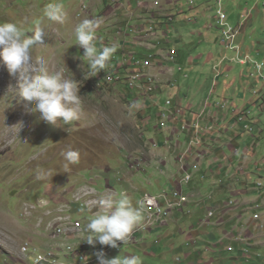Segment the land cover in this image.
<instances>
[{"label":"rangeland","instance_id":"1","mask_svg":"<svg viewBox=\"0 0 264 264\" xmlns=\"http://www.w3.org/2000/svg\"><path fill=\"white\" fill-rule=\"evenodd\" d=\"M83 1L92 2L84 14L89 16L93 11L94 18L102 21L97 31V47L114 45L117 48L108 69L101 70L96 76L87 79H85V73H87L88 65L79 59L84 49L75 44V35L72 34L73 26L75 32L76 26L87 19L85 15L82 17L77 15ZM104 1L0 0V22H14L22 26L29 35L37 24L44 28V42L33 47L32 55L43 57L50 71L63 69L67 78H75L79 81L84 108V115L80 121L61 127L49 124L42 119L41 113L35 110V102L21 101L17 98L15 87L17 77L11 76L6 66L0 64V264H34L33 257L36 250L50 245L55 249V244L67 242L61 237L54 239L52 227H55L57 222L59 208L73 200L76 188L72 189L71 185L76 181L78 186L80 182L92 179L96 180L95 183H99V186H104L107 179L118 187L124 185L125 188H131L135 184L142 189L131 190V195H128L132 199L133 206H138V202L144 199L142 193L150 192V195L156 198L155 203L150 205L153 211L156 208L155 205L159 203V198L171 191V186H167L168 179H166L168 169L162 173L160 170H163L164 166L158 160L163 159L170 152L174 156H169L167 160L174 164L171 169H177L180 166L178 162L182 154L188 157L186 164H191V158L204 154L205 150H209L210 154L206 158H210L217 152L226 151L229 155L227 145L220 146L214 141V116L207 115V121L203 118L210 112L209 106L211 110L217 112L225 108L222 112L225 111L230 120L235 118L233 126L236 128L242 126L239 134L244 137L241 138L242 142L240 140L243 153L245 149L250 150L251 147V142L245 140H252L254 135L257 136L255 153L258 154V160L263 161L264 135L260 137L257 133L264 130V109H261L264 101V81L256 67L257 64L247 57L250 53L253 57L264 60V0L222 1L221 7L227 12L228 22L238 30V34L234 42L236 46H227L231 43L227 42L224 45L221 44L222 46L219 45L217 49L215 46H210L215 45L216 40L218 42L223 36L216 27L214 15L220 5L215 4V0H195L196 5L193 7L195 9L187 7L188 0L181 2L186 7H181L176 0H164L160 5H155L153 2L155 0H143L144 3H139V6L160 8L161 13L158 12V15L162 17L175 16V20L168 23L170 29L162 27L163 25L159 26L162 27L158 30L160 35L170 33L173 45H178V39H180L179 46L183 47L184 52H190L192 59H198L199 54L209 52L215 53L216 59L212 60L213 63L208 67L198 66L195 69L190 62H180L183 53L177 56L175 63H165L155 71L151 72L150 68L145 66L142 71L143 77L135 81L136 87L132 92L126 86V79L130 72H137L140 67L136 65L131 51L134 49L135 52H145V49L133 41V29L136 26H148L151 22H167L168 19H153L150 11L138 7V0H124L128 12L121 14L118 11L114 13L112 11L116 8L122 10V2H111L110 5H106ZM49 2L63 4L68 15L65 24L59 26L58 23L49 21L43 16V9ZM256 5L258 8L253 9ZM182 9H184L183 12ZM247 21L249 24L244 30V24ZM171 29L172 32H170ZM244 35L246 40L243 41ZM165 57H169V52ZM244 59H247L246 62H243ZM153 74L157 80V83L153 85L157 87V90L146 94L147 87L144 89L141 87L151 85V78L148 76L152 77ZM117 76H122L123 79L120 80ZM231 82H234V86L227 87V91L224 92L225 85ZM224 95L226 96L223 98ZM167 98H172L173 104L180 103L184 107L179 118L182 122L179 128L181 136L179 140L184 146L181 152H178L179 149L173 150L172 146H166V144L162 146L163 142L157 141L164 138V133L159 131L162 122L157 116L160 115L164 100ZM222 103L227 104L224 107ZM194 105L198 106L196 110ZM182 115H184L183 119ZM258 120L260 121L257 122ZM191 124L192 128L189 129ZM184 125L188 128L186 129ZM188 132L191 139H194L192 148L186 144ZM231 136H233L232 131L224 134L220 144L228 143ZM68 149L78 150L81 157L78 165L69 166L70 172L64 171L66 161L62 155ZM160 152L163 154L161 155ZM136 161H139V169H133L134 173H132L129 170L130 165ZM254 161L256 159L252 158L249 168H255ZM104 167L113 171H104ZM37 169L48 175L43 179H37ZM216 173L213 169L203 168V182L208 179V174ZM217 174L221 175L222 172ZM119 177L123 179L120 181ZM133 178L134 180L130 182L129 180ZM224 184L222 176L217 180L204 182L201 188L198 187L199 200L189 195V203L199 204L200 201H205L214 192L212 189H219L216 192L219 193L224 189ZM250 185L254 191L259 192L258 195L262 194L264 176L251 182ZM109 192L116 194L115 190ZM213 199L215 200V197ZM250 201L239 199V204L242 202L244 207L246 205L249 207L255 202ZM27 204L38 205V207L28 211ZM212 204V199H209L202 208L197 209L200 218L197 220L198 215H194L191 219L202 222L201 218L205 217L207 208ZM69 207H71L73 218L84 222L83 234L87 235L86 225L89 217L97 210H83L79 204L72 206L71 203ZM183 211L184 208L181 207L170 209L168 215L170 225L162 227L161 236L153 235L152 240L150 235H145L146 240L149 241L148 245L151 246L157 239L160 241L159 245L161 242L165 245L163 248L156 249L155 245V247L151 246L153 250L144 249L145 244L140 242L137 235L134 236L133 243L137 247L149 255L156 254L146 259L141 252L142 264H176L177 253H183V249L176 250L175 247L184 241L180 235L169 239L167 236L169 229L174 230L178 227L177 223L183 222L184 228L181 233L187 234L191 230L189 224L185 225L186 222L184 223L185 220L182 218V215L186 216L185 213L180 214ZM239 216L240 214L235 210L219 214L214 219L218 225L202 228L207 235V241L227 239L229 235L223 236L222 232L231 229L230 222L234 223L232 227L240 224ZM249 228L254 233L251 242L263 253L262 263L264 264V229H255L250 221ZM239 232H241L240 229L237 233ZM61 235L68 237L65 232ZM80 239L81 235L70 233L68 242L72 244ZM226 243L229 241L226 240ZM27 244L31 245L28 254L30 258L23 254V248ZM170 244L173 247L171 250ZM135 245H125L122 252L106 253L105 256L124 257L133 250H137ZM80 247H83L82 242ZM212 256L215 255H201L204 260L202 264L206 262L209 264L207 257ZM66 260L70 261L71 258ZM214 260L215 264H244V259L233 260L230 254L226 253L215 257ZM46 264H52V262Z\"/></svg>","mask_w":264,"mask_h":264},{"label":"clouds","instance_id":"2","mask_svg":"<svg viewBox=\"0 0 264 264\" xmlns=\"http://www.w3.org/2000/svg\"><path fill=\"white\" fill-rule=\"evenodd\" d=\"M193 1L194 5L190 4V0L187 1V7H189L190 9H195L193 7L196 5V1ZM111 2H122L123 5L122 10L121 8H116L112 11V13H114L115 11L120 12V14L123 12H128V9L124 5V0H105L104 4L110 5ZM181 2L182 0H180L179 2L181 7H186V5L182 4ZM91 3L92 2L88 1L81 2L80 8L77 11L78 17H82L83 15H85L84 13L88 11ZM137 3L139 8L150 11L153 19L158 20L160 18H165L168 19V21H163L160 23L151 22L150 25L153 24L156 26V28L155 34L151 35L149 38L144 37L142 29L144 28V32H146L148 31V27L150 25L134 27L132 33L133 41L136 42L137 45L145 49V52H135V50L132 49L131 53L134 56V61L138 57L144 58L152 54L153 68L150 69L151 72L155 71L156 68L165 63H175L176 60L171 61L167 58L165 59V55L175 47L179 55V44L181 43L178 42V45H173L170 33H164V35H160V32L158 31L164 26L170 29V25H168V23H172L175 20V16L169 15L168 17H162L158 15V12L160 11L157 8H147L145 6H139V3H144L143 0H138ZM215 4H218V0H215ZM183 10L184 9H182V12ZM43 16L49 21L58 23L59 26L65 24L68 19V15L63 4L59 2H49L48 4H46L43 9ZM86 17L87 19L82 20L76 26L75 32L73 26L72 32V34L75 35V44L84 49V51H82L83 54L81 53L82 56H80L79 59H81L84 63L86 62L88 65L87 73H85V79L96 76L101 72V70L106 71L109 67L113 55L117 51V48L114 45L101 46L99 48L97 47V31L101 27L102 21L98 18H94L93 11L89 16ZM214 18L217 24L216 27L221 32V29L219 28L217 23V12L216 15H214ZM161 25L163 26L159 27ZM212 26L215 27L214 25ZM106 31L108 30L106 29ZM170 32H172V29ZM31 33V35L26 34L24 28L14 22H0V64L6 66L7 71L11 76L17 77V85L15 86L17 89V98H19V100L21 101L35 102V110H38L41 113V117L43 120L53 126L61 127L62 125H71L74 121H80L84 115V108L81 100V85L79 81H77L75 78H67L63 69L50 71L49 67L47 66V62L43 57H33L32 49L35 45L42 44L44 42L45 31L43 27L37 24L32 28ZM221 39L222 38H219V40ZM136 40L139 41L137 42ZM219 43L220 45L222 44L221 42ZM250 56L253 57L252 55ZM253 58L264 62V60H261L259 58ZM117 78L120 80L123 79L122 76H117ZM154 83H157V80ZM126 86L128 87L127 82ZM152 86L154 87V91H156V86ZM128 89L131 92L135 90H132L129 87ZM175 105L176 104H173V109L176 115L180 118L181 113H179V111H176ZM149 106L151 107L150 103ZM157 118L160 120V115L157 116ZM178 121H180V119L176 121H168L169 126L164 128L160 126V133L167 132L171 128V124ZM173 128L174 127H172V129ZM157 141H162V146H165V144L166 146H172L170 138L167 143L165 138H163V140L158 139ZM62 155L66 161L64 165V171L66 172H70V165H78L81 161L80 153L78 150L68 149L64 151ZM130 159L132 160V158ZM133 163L134 164L130 165L129 169L132 173H134L133 169H139L140 165L139 161ZM199 164L201 165V162H199ZM178 165L180 164L178 163ZM118 169L119 168L117 167V170ZM105 170H107V172L113 171L104 167V171ZM180 171L184 174L181 181L185 183V171H183L181 168ZM196 172L201 173L202 167L200 168V170L195 171L194 174ZM47 175L48 173L37 169V179H43ZM261 176L263 177L264 175L261 174ZM122 179L123 178L119 177L120 181ZM93 180L94 179H92L91 181L80 182L81 184L79 186L76 185V183H78L76 181L75 184L71 185L72 189L76 188V191L73 195V200L66 203V205H62L59 208L60 213L58 214L57 222L55 223V227H52V231H54L52 237L56 240L58 239V237H61L63 239H66L67 242L65 244H55V249L51 245L44 247V249L39 248V250H36L34 253V264L49 263H40L36 260L38 254L46 253L49 250H55L58 253V256L60 258V262L58 264H141V257L139 258L138 256L126 255L124 257L117 256L108 258L105 255L106 253L122 252V248L125 245H135L133 243V238L136 235V237L140 239V242H143L145 244L144 249H152L151 246L155 247V245L160 246L158 245L160 241H158L157 239L152 243L151 246L148 245L149 241L146 240L145 233H154L156 229L160 227L162 228L163 226H168L169 218L166 215L163 216L160 221L155 222L153 220L149 221L147 219L148 215L151 213H156L159 207L163 209L168 208L167 201L163 198V195L168 194L169 197H172V189L174 188L182 187L183 194L189 196L184 190L183 183H180L177 186L171 187L170 193H164L159 198V203L155 205V210L152 211L150 209V205L155 203L156 198L151 196L150 192L143 193L144 199L140 201V203L138 202V206H133L131 201L132 199L128 197V195H130L129 192L133 190L132 187L125 188L124 185H122V188L120 189V187L115 185L117 189H114L110 185V188H108V183L111 182L109 179H107L106 183L103 184L104 186H99V183H95L96 180ZM193 180L191 181V183L193 182ZM111 190H115L116 194L110 193L109 191ZM120 191L122 193L119 194ZM221 192H223V190H220L219 193ZM262 192H264V190ZM219 193L213 192L205 199V201H200L199 204H195L198 208H202L206 204V202H209V199H212L213 201L212 206L207 208V214L205 215V217L201 218L203 221L197 222V224L192 227L191 236L186 238L187 234H185V232L181 234V236L185 238V241L183 243H179V248L183 249L184 254V250L186 248L185 245L187 242H190L192 244V254H184L186 257H177L175 263L184 264L191 258V255L197 253L199 256H204V254L215 255L210 258L207 257V260L208 262H210V264H215L216 261L214 260V258L226 253L230 254L233 257V260L244 259V264H250L251 261L257 264H263V253L257 250L255 248V244L251 242V237L254 236V233L249 228L250 221L255 229H264V215L263 211H260L262 210L263 204L260 201H255L251 206L244 207V203L241 202L239 204L237 195L231 194L230 196H227L226 199H218L217 194ZM197 195L198 194L194 196L197 197ZM214 197L215 200L213 199ZM161 199L163 201H161ZM218 202L223 203L217 205ZM70 203L72 206L79 204L83 210H97L94 213L89 210V212H91L93 215L89 217V222L86 225L87 235L83 234V229H85L84 222L79 219L73 218L71 207H69ZM189 205L190 203L188 200V202L184 203L181 206V208H184V211L180 212V214L185 213V215H187L186 212H189V210L187 209ZM36 206L38 207V205ZM36 206L27 204V209L28 211H32V209L36 208ZM229 210H235L240 214L238 220L241 221V223L235 227H232L234 223H229L231 229L222 232L223 236L229 235L227 239L215 242L207 241V235L204 233V231H201V229L206 226H210L209 228H211L215 225H218V222H215L214 219L219 214H223L225 211ZM256 214H259L260 218H256ZM247 215H249V217ZM67 216L70 217L71 222L80 221L83 225L81 231L78 232H70L69 230L64 231L68 234V237L62 236V233H59L58 231V225L60 223L67 222L64 220V217ZM245 223L247 224L245 225ZM62 227L68 228V225ZM238 229H240L241 232L237 233ZM249 231H251L250 234ZM158 232H156L154 235H159L160 233ZM70 233L81 235V239L76 243L70 244L68 242ZM151 239L153 240V236L151 237ZM226 240H228L229 243H226ZM81 242H84V247H77V249L80 254H83L86 257L85 261H82L78 256H70L67 252V248L69 245L79 246ZM28 246V251L26 252L23 248V254L30 258V255L28 254L30 252L31 245L28 244ZM143 255L147 259L150 256H155L156 254L149 255L144 252ZM69 257L71 258V260H66ZM203 261L204 260H202L200 264H202Z\"/></svg>","mask_w":264,"mask_h":264},{"label":"crops","instance_id":"3","mask_svg":"<svg viewBox=\"0 0 264 264\" xmlns=\"http://www.w3.org/2000/svg\"><path fill=\"white\" fill-rule=\"evenodd\" d=\"M153 2L155 5H158V0H155ZM160 3H161V1L159 0V5H160ZM257 8H258L257 5L255 7H253V9H257ZM242 16H243V14H242ZM248 24H249V21H247V23L244 24V30L247 29ZM245 36L246 35H244L243 41L246 40ZM216 42H217V40H216ZM216 42H215V45H210V46L211 47L215 46L217 49L219 47L220 43H218L219 40L217 43ZM182 48L179 46V55L178 56H180V54L184 53L183 57L180 59V62H185V61L190 62L195 69L198 66L202 67V68L208 67L209 65H211L213 63L212 60L216 59V55L213 52H209L208 54L201 53L197 56L198 59H192V56H191L192 54L190 52H184ZM218 64H216V65H218ZM234 82L226 84L224 92H226L227 87H230L231 85H232L231 86V88H232L234 86ZM225 96L226 95H224L223 98ZM175 106H176V111L177 112L179 111V113L182 114L184 107L180 103H177ZM197 107L198 106L194 105L195 110L197 109ZM261 109H264V101L262 103ZM208 110L210 112L206 113V115L203 118L205 121H207L206 120L207 115H210V117L214 116L213 121H215V134H214L215 135V138H214L215 143L220 145V146L227 145L230 153L228 155L226 151L225 152H217L216 154L212 155L210 158H206L210 154L208 153L209 150H205L204 154L195 155L193 158H191L192 163L194 161L201 162L202 172H203V168L213 169L217 173L222 172L221 175L217 174V173L215 175L208 174L207 175L208 179L204 181V182L214 181V180H217V178H219L220 176H222L224 178L225 187L223 189V192L217 194L218 199H226L227 196H230L231 194H235L238 196L237 197L238 199H245L247 201L251 200L250 202L260 201L264 206V192H262V194L260 196H258L259 192L254 191L250 185L251 182L257 181L258 178L261 177V174H264V157L262 158V160H263L262 162L259 161L258 160V158H259L258 154L255 153V148H254V146L257 144V136L254 135L252 140L251 139L245 140V141L251 142V147H250V150L245 149V153H243L242 148H241V142H242L241 138H244V137L241 134H239V131L242 130V126L240 128H236L233 126L234 125L233 122H234L235 118L230 120L229 115L225 111L222 112V110H225V108H222L220 110V112H217V111L211 110L210 106H209ZM189 113H191V112L189 111ZM236 115H237V113H236ZM183 117H184V115L181 116L182 119H183ZM259 121L260 120H258L257 122H259ZM208 122H210V119H208ZM181 124H182L181 120L178 122H173L171 124V128L167 132H164V138L165 139L171 138V144H172L173 150L179 149L180 151L178 150V152H181L184 149L183 143L180 141L181 136L179 135L180 134L179 128H180ZM172 127H174V129H172ZM229 131L233 132V136L230 137V141L226 144H224V143L220 144L221 143V140H220L221 137L224 134L228 133ZM257 135L262 137L264 135V130L257 133ZM187 136H188V138H187L186 144L190 148V143H191L192 139L190 137L189 132L187 133ZM238 137H240V138H238ZM179 138H180V140H179ZM240 140H241V142H240ZM185 150H188V149H185ZM160 154L162 155L163 152H160ZM169 156L173 157L174 154H171L169 152V155H167L163 158L164 161H163V159H161V160H158V162H161L162 163L161 165L164 166V169L160 170L162 173H165V170L168 169L166 172V179H168V185L167 186L170 185L171 187H174V186L179 185L180 183H183L181 180H182L184 174H183V172L180 171V167L177 169H171V168H173L174 164L167 160V158ZM252 158L256 159V161H254V162H256V164H254V166H255L254 169L249 168V164H250ZM176 160L178 162V159H176ZM213 162H215V164H213ZM257 164H258V166H257ZM202 172L201 173L196 172L194 174V180L191 184L183 183L184 190H185L186 194L194 196L200 192V189H198V187L201 188V185L204 183L202 180V176H201ZM254 176H259V177L255 178ZM133 180H134V178L129 180V181L131 182ZM110 185L114 189H117L115 187V185L110 184V182L108 183L107 187L110 188ZM121 188H122V185L120 186V189ZM132 188H133V190H138L140 187L133 184ZM141 189L142 188H140V190ZM220 189H222V188H220ZM212 190L214 192H217L219 189H212ZM129 194L131 195V191L129 192ZM142 195H143V193H142ZM222 203L223 202H218L217 205L222 204ZM263 206H262V210H264ZM187 209L189 210L190 213L186 212L187 213L186 216L182 215V218L185 220L184 223L186 222L185 225L189 224L188 226H190V228H191V230H189V232L187 233L186 238L191 236L192 227L197 224V222H198L197 220L200 218V215H199L200 213L199 214L197 213V209H199V208L195 204L191 203ZM194 215H196V216L198 215L196 221L194 219H191V217H193ZM263 215H264V211H263ZM182 223L183 222L177 223L178 227L174 230L169 229L170 233L168 232V236H167L168 239L169 238H175L179 235L181 236V234H182L181 231L184 228ZM169 225L170 224L168 223V226ZM160 228L156 229L154 233H145V234H148L152 237L156 232H158L160 230L158 233H160L159 235L161 236L163 229L162 228L160 229ZM177 230L178 231L180 230L179 233L176 232ZM201 231H205V230L201 229ZM202 237H205V236H202ZM181 238H183V237L181 236ZM183 241H185V238H183ZM164 246L165 245H162V242H161V245L156 246V249H158L160 247L163 248ZM136 248H138V249L136 251L133 250L134 253H132V254L128 253L127 255L138 256L139 258L141 257V259H142V256L140 255V253L143 252V254H144L145 251H142L140 247L136 246ZM172 248L173 247H171V244H170V250ZM175 249L176 250L181 249V248H179V244L175 247ZM230 258H233V257L230 255ZM201 262H202L201 256H199L197 253H195V254L191 255V258L188 261H186V263H184V264H200Z\"/></svg>","mask_w":264,"mask_h":264},{"label":"built area","instance_id":"4","mask_svg":"<svg viewBox=\"0 0 264 264\" xmlns=\"http://www.w3.org/2000/svg\"><path fill=\"white\" fill-rule=\"evenodd\" d=\"M117 1V0H114ZM176 2H180V0H176ZM177 3V4H178ZM190 4L194 5V1L190 0ZM218 4L220 5V7L217 10V23L219 28L221 29L222 32V39H221V43L222 45L226 44L227 42H231L229 44H227V46L230 47H234L236 45H234L235 39L237 37L238 34V30L236 28H234L233 26H231L228 22L227 19V12L221 7L222 4V0H218ZM158 5H159V0H158ZM160 9V8H159ZM243 17H246L243 14ZM155 28L156 26L151 24L148 27V31L144 32V28L142 29L143 33H144V37L145 38H149L151 35L155 34ZM178 55V51L175 48H172L169 51V57H165V59L167 58L168 60L171 61H175L176 60V56ZM249 58L251 61H254V64H257L256 67L258 69V71L261 73L263 81H264V62L263 61H259L254 59L253 57H251L250 55L247 57ZM247 59H244L243 62H246ZM135 63L137 66L140 67V69L137 72H130L129 77L126 79L127 85L130 89H135L136 84L135 81H138L139 78L143 77V69L145 66H148L150 69L152 68L153 65V58H152V54L150 55L149 58L146 57H138L135 60ZM150 73V71H148ZM152 77H150V75L148 76L149 78H151V85H143V87H141V89H145V93L149 94L152 91H154V87L152 86L153 83L156 81V76L153 74L151 75ZM157 89V87H156ZM220 104V103H218ZM227 103H222V105L225 107ZM176 121L179 120V117L176 115L174 109H173V100L172 98H167L165 100V104L162 107V110L160 112V121L161 123V127H167L168 125V121ZM185 128L187 129L188 126L184 125ZM247 126V125H246ZM192 128V124L189 125V129ZM174 129V128H173ZM198 129H199V124H198ZM166 143L169 141V138H166ZM194 142V139L191 140L190 146L192 148V143ZM191 150V149H190ZM187 156H185V154H182V156L180 157L179 160V164H180V168L185 171V176H184V181L185 183H191V181L193 180V175L195 171L200 170L201 165L199 164V162H194L191 164H186V160H187ZM172 197H169L168 194H164L163 198L167 201L168 204V208H158L156 213L154 214H149L147 219L153 220L155 222H158L161 220V218L163 216H168L169 215V211L171 208H178L181 207L184 203L188 202L189 200V196L184 195L183 194V190L182 187H177L172 189ZM256 218H260L259 214H256L255 216ZM64 220L67 221L65 223H60L58 225V231L59 233H63L66 230H69L70 232H78L81 231L82 229V223L80 221H75V222H71L70 217H64ZM68 225V228H63L62 226ZM28 244L26 246H24L25 252L28 251ZM77 247L79 246H74V245H69L67 248V252L68 255L70 256H78L82 261L86 260V257L83 254H80L78 252ZM36 260L40 263L43 262H52L54 264H58L60 262V258L58 256V253L55 250H49L46 253H42V254H38ZM250 264H257L255 262H250Z\"/></svg>","mask_w":264,"mask_h":264},{"label":"trees","instance_id":"5","mask_svg":"<svg viewBox=\"0 0 264 264\" xmlns=\"http://www.w3.org/2000/svg\"><path fill=\"white\" fill-rule=\"evenodd\" d=\"M178 42H180V39H178ZM181 43V42H180ZM192 244L190 242H187L186 245H185V250H184V254L185 255H189V254H192V248H191ZM189 248V249H188ZM186 249H188L186 251ZM177 257H186L183 253H177Z\"/></svg>","mask_w":264,"mask_h":264},{"label":"bare ground","instance_id":"6","mask_svg":"<svg viewBox=\"0 0 264 264\" xmlns=\"http://www.w3.org/2000/svg\"><path fill=\"white\" fill-rule=\"evenodd\" d=\"M160 1H163V0H160ZM170 69V68H169ZM82 246L84 247V243L82 242ZM24 251H25V249H24Z\"/></svg>","mask_w":264,"mask_h":264}]
</instances>
